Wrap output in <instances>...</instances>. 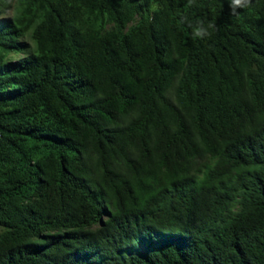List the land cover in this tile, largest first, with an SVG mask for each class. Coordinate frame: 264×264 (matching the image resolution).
Returning <instances> with one entry per match:
<instances>
[{
	"label": "trees",
	"instance_id": "trees-1",
	"mask_svg": "<svg viewBox=\"0 0 264 264\" xmlns=\"http://www.w3.org/2000/svg\"><path fill=\"white\" fill-rule=\"evenodd\" d=\"M230 3L0 0V264H264V0Z\"/></svg>",
	"mask_w": 264,
	"mask_h": 264
},
{
	"label": "clouds",
	"instance_id": "clouds-1",
	"mask_svg": "<svg viewBox=\"0 0 264 264\" xmlns=\"http://www.w3.org/2000/svg\"><path fill=\"white\" fill-rule=\"evenodd\" d=\"M246 2L247 0H231V3H230V8L232 10V13L233 14H237L236 13V9L239 7V8H243L246 6ZM215 26L213 24H209L208 25V28H214ZM193 35H194V38H199V39H203L207 36H210L211 33L208 31V29L204 28L202 23L195 27L193 29Z\"/></svg>",
	"mask_w": 264,
	"mask_h": 264
},
{
	"label": "rangeland",
	"instance_id": "rangeland-1",
	"mask_svg": "<svg viewBox=\"0 0 264 264\" xmlns=\"http://www.w3.org/2000/svg\"><path fill=\"white\" fill-rule=\"evenodd\" d=\"M6 1V0H5ZM7 2H8V5H9V8H8V10H7V12H8V14L9 13H12L14 10H15V8L17 7V5H18V0H7ZM13 57L14 58H18V57H20V54L19 55H13ZM2 231V229H1V227H0V232Z\"/></svg>",
	"mask_w": 264,
	"mask_h": 264
}]
</instances>
